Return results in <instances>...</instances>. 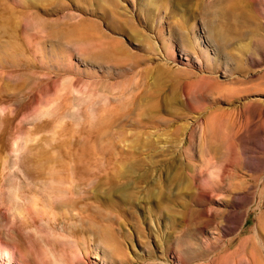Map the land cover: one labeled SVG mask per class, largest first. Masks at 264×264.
Masks as SVG:
<instances>
[{
    "label": "rangeland",
    "instance_id": "obj_1",
    "mask_svg": "<svg viewBox=\"0 0 264 264\" xmlns=\"http://www.w3.org/2000/svg\"><path fill=\"white\" fill-rule=\"evenodd\" d=\"M0 264H264V0H0Z\"/></svg>",
    "mask_w": 264,
    "mask_h": 264
},
{
    "label": "bare ground",
    "instance_id": "obj_2",
    "mask_svg": "<svg viewBox=\"0 0 264 264\" xmlns=\"http://www.w3.org/2000/svg\"><path fill=\"white\" fill-rule=\"evenodd\" d=\"M218 9V8H217ZM229 14H230V12H225L224 10H218V11H216V13H214V14H211V19L212 20H216V22L215 21H213V23H212V27H215V26H217V24H218V22H217V18L218 19H222V18H228L229 17ZM219 21H222V20H219ZM228 27V26H227ZM214 31H215V29H213ZM227 30V29H226ZM224 32L225 31V29H221V31H218L219 33H221V32Z\"/></svg>",
    "mask_w": 264,
    "mask_h": 264
}]
</instances>
